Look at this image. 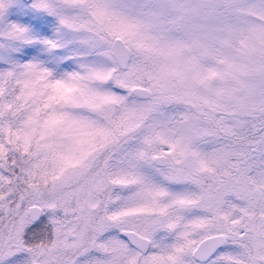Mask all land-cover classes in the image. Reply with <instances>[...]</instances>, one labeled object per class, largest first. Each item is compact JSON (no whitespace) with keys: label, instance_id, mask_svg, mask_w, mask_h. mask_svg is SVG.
<instances>
[{"label":"snow or ice","instance_id":"6c2138e0","mask_svg":"<svg viewBox=\"0 0 264 264\" xmlns=\"http://www.w3.org/2000/svg\"><path fill=\"white\" fill-rule=\"evenodd\" d=\"M0 264H264V0H0Z\"/></svg>","mask_w":264,"mask_h":264}]
</instances>
